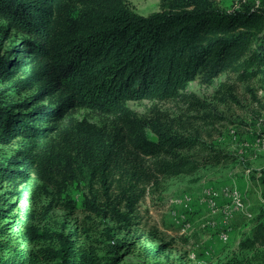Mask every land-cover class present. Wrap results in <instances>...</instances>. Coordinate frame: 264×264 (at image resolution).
Listing matches in <instances>:
<instances>
[{
	"label": "trees",
	"instance_id": "1",
	"mask_svg": "<svg viewBox=\"0 0 264 264\" xmlns=\"http://www.w3.org/2000/svg\"><path fill=\"white\" fill-rule=\"evenodd\" d=\"M0 20L25 37L0 54V82L31 94L0 101V146H24L22 160L0 165V264H121L135 251L143 264H253L246 253L264 248V214L232 251L215 240L178 263L166 255L172 243L149 247L133 227L167 180L228 160L197 126L221 114L188 87L222 75L264 87L263 9L160 0L145 16L128 0H0ZM221 87L222 101L236 99L229 81ZM141 101L157 104L140 115L128 103ZM168 102L188 108L171 117L158 107ZM80 110L107 120H80ZM72 186L84 219L52 222L57 210L77 215Z\"/></svg>",
	"mask_w": 264,
	"mask_h": 264
},
{
	"label": "rangeland",
	"instance_id": "2",
	"mask_svg": "<svg viewBox=\"0 0 264 264\" xmlns=\"http://www.w3.org/2000/svg\"><path fill=\"white\" fill-rule=\"evenodd\" d=\"M128 1L141 15L147 16L160 10V0ZM211 1L224 11L231 12L246 6L264 10V0ZM24 39L23 35L11 31L8 25L0 20L1 55H6L15 46L21 45ZM228 81L236 99L225 98V101H222L226 90L221 86ZM188 92L206 104L216 107V111L221 114L218 120H201L197 126H200L203 142L229 157L220 165L202 168L194 176L167 180L161 196H149L140 204L137 214L139 223L133 227V234L143 236L142 242L149 247H158L162 241L172 243L166 255L176 263L188 262V259L195 258V255H199L215 240L227 243L225 254L232 251L240 239L251 234L256 219L264 214V87L256 82L248 87L234 78L228 80L222 75L211 86L198 81L192 82ZM29 96L30 93L11 91L0 82V101L4 104L20 102ZM156 104L141 101L129 102L128 106L140 115H145L149 114ZM158 107L175 117L187 110L188 105L168 102L158 103ZM76 116L80 120L87 119L97 124L107 120L106 116L92 110H80ZM22 154L24 155V146L20 143L0 146V165L13 158L22 160ZM233 191L240 194L243 207L236 205L229 196ZM209 194L211 196H208ZM68 195L78 205L77 215L71 217L64 211L57 210L51 213V220L73 227L76 217L84 219L82 189L72 186ZM38 206L40 204L29 202V207L35 209ZM181 237L191 239L189 247ZM220 249L221 247L217 248ZM137 253L138 251L126 253L121 264H143ZM246 256L253 258V264H264V248L248 252Z\"/></svg>",
	"mask_w": 264,
	"mask_h": 264
},
{
	"label": "bare ground",
	"instance_id": "3",
	"mask_svg": "<svg viewBox=\"0 0 264 264\" xmlns=\"http://www.w3.org/2000/svg\"><path fill=\"white\" fill-rule=\"evenodd\" d=\"M224 190V189H223ZM228 194V193H227ZM208 196H210V194L208 195ZM212 196H213V194H212ZM229 196L235 201V203H237L236 205H238V206H242L243 207V205H242V203H241V196H240V194L239 193H237V192H231V194H229ZM208 198V197H207ZM212 201V200H211ZM211 201H209V202H211ZM243 201V200H242Z\"/></svg>",
	"mask_w": 264,
	"mask_h": 264
},
{
	"label": "built area",
	"instance_id": "4",
	"mask_svg": "<svg viewBox=\"0 0 264 264\" xmlns=\"http://www.w3.org/2000/svg\"><path fill=\"white\" fill-rule=\"evenodd\" d=\"M211 196V195H210ZM238 211H239V207H238Z\"/></svg>",
	"mask_w": 264,
	"mask_h": 264
}]
</instances>
